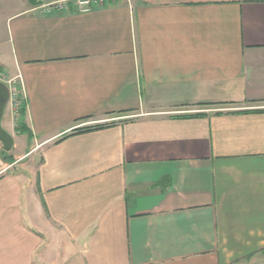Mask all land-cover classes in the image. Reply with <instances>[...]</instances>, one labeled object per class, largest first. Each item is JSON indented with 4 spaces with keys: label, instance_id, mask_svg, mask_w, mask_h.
<instances>
[{
    "label": "crops",
    "instance_id": "1",
    "mask_svg": "<svg viewBox=\"0 0 264 264\" xmlns=\"http://www.w3.org/2000/svg\"><path fill=\"white\" fill-rule=\"evenodd\" d=\"M75 1L0 0V264H259L264 0Z\"/></svg>",
    "mask_w": 264,
    "mask_h": 264
},
{
    "label": "built area",
    "instance_id": "2",
    "mask_svg": "<svg viewBox=\"0 0 264 264\" xmlns=\"http://www.w3.org/2000/svg\"><path fill=\"white\" fill-rule=\"evenodd\" d=\"M75 2L80 10L88 11V10L93 9L94 7L105 5L108 2V0H76ZM57 7L67 8L68 6L64 4V2L63 3L60 2L57 5ZM6 83L10 86V89H11L10 102L13 104L16 110H20L26 101L25 95L23 94L22 90H20L15 85L12 79H6ZM92 123H95V122H87L84 124L87 125V124H92Z\"/></svg>",
    "mask_w": 264,
    "mask_h": 264
},
{
    "label": "water",
    "instance_id": "3",
    "mask_svg": "<svg viewBox=\"0 0 264 264\" xmlns=\"http://www.w3.org/2000/svg\"><path fill=\"white\" fill-rule=\"evenodd\" d=\"M10 99H11L10 86L4 81H0V139L4 143V147L7 151L13 148L14 139L12 135L3 128L2 118L7 105L10 103Z\"/></svg>",
    "mask_w": 264,
    "mask_h": 264
},
{
    "label": "trees",
    "instance_id": "4",
    "mask_svg": "<svg viewBox=\"0 0 264 264\" xmlns=\"http://www.w3.org/2000/svg\"><path fill=\"white\" fill-rule=\"evenodd\" d=\"M21 111V113L23 112V110H24V105L22 106V108L20 109ZM22 115V114H21ZM103 125H91V126H86V127H82V128H80V129H78V131H82V130H91V129H94V128H99V127H102ZM22 128V127H21ZM20 127H19V129L21 130V131H27V129H21Z\"/></svg>",
    "mask_w": 264,
    "mask_h": 264
},
{
    "label": "rangeland",
    "instance_id": "5",
    "mask_svg": "<svg viewBox=\"0 0 264 264\" xmlns=\"http://www.w3.org/2000/svg\"><path fill=\"white\" fill-rule=\"evenodd\" d=\"M259 264H264V259Z\"/></svg>",
    "mask_w": 264,
    "mask_h": 264
}]
</instances>
